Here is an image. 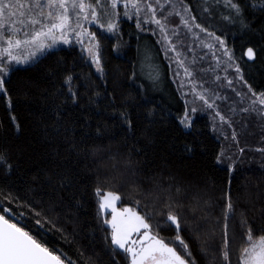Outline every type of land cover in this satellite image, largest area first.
<instances>
[{"label":"trees","instance_id":"16d2710c","mask_svg":"<svg viewBox=\"0 0 264 264\" xmlns=\"http://www.w3.org/2000/svg\"><path fill=\"white\" fill-rule=\"evenodd\" d=\"M148 2L165 32L143 23L151 16L146 9L137 28L135 15L123 16L121 2V31L129 40H99L104 69L99 76L73 44L14 67L5 85L8 97L0 94V156L11 164L10 171L0 167V200L8 204V197L15 198L10 208L27 204L51 221L40 228L35 220L41 217L24 209L25 229L76 264H130L111 245L98 187L117 193L118 208L136 209L153 234L182 251L177 228L167 220L169 210L177 214L195 264H239L249 227L257 236L264 233V152L256 151L264 148V110L253 105L249 92L264 93V11L259 8L264 0H255L256 9L253 0H238L247 28L240 17L223 19L230 12L223 0ZM165 36L174 50H168ZM215 37L225 42L234 62ZM248 47L256 52L252 61L244 55ZM69 74L76 80L78 103L65 99ZM186 109L189 128L180 123ZM120 111L128 112L131 128ZM216 111L229 123L222 124ZM222 152L225 159L218 164ZM229 194L234 210L226 220ZM225 231L230 262L222 256Z\"/></svg>","mask_w":264,"mask_h":264},{"label":"snow or ice","instance_id":"6c2138e0","mask_svg":"<svg viewBox=\"0 0 264 264\" xmlns=\"http://www.w3.org/2000/svg\"><path fill=\"white\" fill-rule=\"evenodd\" d=\"M121 2L124 9L123 16L131 19L135 15L137 28L141 27L140 14L146 9L148 13H151V16L145 18L143 23H154L160 27L162 33L165 32L164 25L160 19H157L155 9L148 0H107V4H103V0H94V2L91 0H0V94L8 97L9 94L5 87L6 78L10 77L16 65L28 63L38 53H43L57 43L70 45L74 41L75 44L81 46L83 52L88 54L96 71L103 73L104 69L101 67L98 51L99 44L96 43L97 33L90 31L88 25H96L97 28L108 32L115 31L117 28L116 18L120 15L117 8ZM217 3H220V0H217ZM223 6L230 10L228 15L223 16L224 20L234 22L237 17H240L239 22L245 28L248 27L242 18L243 7L238 3V0H223ZM251 7L257 8L255 0ZM259 8L264 11V2L259 4ZM184 11L187 12L188 9L185 8ZM205 11L208 9L205 8ZM181 19L185 27H188L187 22L183 21V18ZM195 26L201 32L206 31L198 24ZM207 34L213 36L211 32ZM164 39L167 40L168 37L165 36ZM215 39L219 41L220 47L224 50L223 54L229 61L234 62L235 57L225 47V42L219 37H215ZM205 47L211 49L212 45L207 44ZM168 50L174 49L170 47ZM213 55L215 58V54ZM244 55L249 61L256 58L253 47H248ZM176 63L183 69L184 76L191 77L192 73L182 61L177 60ZM236 72H240L239 67L236 68ZM176 75L179 77V72ZM231 83L229 81V84ZM64 85L67 88L65 99L72 103H78L80 93L73 75L65 76ZM183 87L184 82L181 81L180 88ZM193 92H195V88H193ZM249 92H252L255 97L252 101L253 105L258 103L261 110H264V93L257 95L251 88H249ZM96 95L98 96L99 93ZM197 98L203 100L207 108H213V104L203 95L197 94ZM196 111L195 107L191 109L192 113ZM244 111H248V109H244ZM261 114H264V111ZM118 115L123 123L127 124L129 128L132 127L127 111H120ZM216 116H219L222 124L229 123L219 111H216ZM14 120L15 118H13ZM180 123L185 128L191 127V117L187 109L180 119ZM232 139H236L235 133H233ZM240 151L244 150L240 149ZM256 151L264 152V148H257ZM224 159L222 152L217 157V163H222ZM0 167H4L6 171L11 170V164L6 157L0 156ZM233 170V165L229 164L228 171L231 173ZM96 195L99 213L104 214L108 210L111 211V219L104 220V223L111 229V245L114 246V250L118 249L125 253L130 264H195V261L190 258L192 254L189 245L181 238L178 215L173 211H168L167 220L177 228L175 240L182 251L176 245L169 244L162 239L158 233L153 234L152 225L148 222L147 217L138 214L136 209L124 207L118 210L117 202L121 197L117 193L102 192L98 187ZM14 199L8 197V204H4L0 200V264H76V261L66 260L54 248L47 246L46 242L38 237L32 229H25L24 223L27 216L25 208L35 217H41L35 220L40 228H44L51 221L44 219L40 212L35 211L27 204L18 205V211L17 208H10L8 205L13 204ZM233 210L229 194L226 220ZM13 217H15V222ZM225 229H227V225H225ZM229 244L227 231H225L222 256L228 262H230ZM239 264H264V233L257 236L249 227L246 232V241L241 248Z\"/></svg>","mask_w":264,"mask_h":264},{"label":"rangeland","instance_id":"374dc122","mask_svg":"<svg viewBox=\"0 0 264 264\" xmlns=\"http://www.w3.org/2000/svg\"><path fill=\"white\" fill-rule=\"evenodd\" d=\"M91 2H94V0H91ZM103 4H107V0H103ZM102 10H103V7H102L101 11H102ZM109 10H110V9H109ZM117 11L120 13V12H121V8H120V7L117 8ZM104 19L106 20L107 18L105 17ZM120 21H121V18H120V15H119V16L116 18L117 28H116V30L113 31V32H108V31H105V30L99 29V28L96 27V25H88V28H89L90 31H93V32H96V33H97V41H96V43H98V44H99V40L102 39V38H104V39H105V38H106V39L111 38V39H114V40L118 41L120 44H125V43L128 42L129 38L125 36L126 33L124 34V33L121 31L122 24L120 23ZM127 38H128V39H127ZM72 44L75 45L76 47H78V50H79L80 54L83 55L84 58H85V62H86V64H88V65L93 69V71L95 72V74L98 75V76L101 75L102 73H98V72L96 71V68H95V66L92 64L91 59L88 57V54H87L86 52H83V51H82L81 46L75 44L74 41H73ZM86 44H87V41H86ZM166 44L169 45V48H170V47L172 48V46H173V44H171V42H170L169 40H167ZM64 47H65V48H68L69 45H64V44H62V43H57L54 47L46 49L43 53H38L37 56H36L34 59H36L37 57H40V56L44 55L45 53H48V52L52 51V50H55V49H58V48H64ZM98 51H99V56H100V47H99ZM34 59H32V60H34ZM32 60H30L29 62H31ZM29 62H28V63H29ZM28 63L21 64V65H16L15 68H22V67L26 66ZM101 67H102V65H101ZM150 70H151V68H150ZM152 73H153L154 75H157V71H156L155 68H152ZM8 78H9V77H8ZM8 78H6V79H8ZM183 93H188V92H187V91H184ZM191 96H192V95H191ZM183 116H184V115H183ZM117 203H118V202H117ZM117 209L119 210V209H121V208H118V206H117ZM105 214L108 215V219H111V211H110V210H108V211H107L106 213H104L103 215H105ZM109 229H110V228H109ZM110 232H111V229H110ZM113 247H114V246H113Z\"/></svg>","mask_w":264,"mask_h":264},{"label":"water","instance_id":"95a60500","mask_svg":"<svg viewBox=\"0 0 264 264\" xmlns=\"http://www.w3.org/2000/svg\"><path fill=\"white\" fill-rule=\"evenodd\" d=\"M245 58L247 59L246 55H245ZM248 60V59H247Z\"/></svg>","mask_w":264,"mask_h":264},{"label":"bare ground","instance_id":"6f19581e","mask_svg":"<svg viewBox=\"0 0 264 264\" xmlns=\"http://www.w3.org/2000/svg\"><path fill=\"white\" fill-rule=\"evenodd\" d=\"M231 163H232V162H231ZM236 166H237V165H236ZM236 166H235V167H236Z\"/></svg>","mask_w":264,"mask_h":264}]
</instances>
